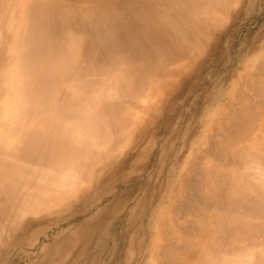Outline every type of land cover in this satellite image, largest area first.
Segmentation results:
<instances>
[{"label":"bare ground","instance_id":"bare-ground-1","mask_svg":"<svg viewBox=\"0 0 264 264\" xmlns=\"http://www.w3.org/2000/svg\"><path fill=\"white\" fill-rule=\"evenodd\" d=\"M262 16L264 0H0V247L37 236L33 264H78L118 230L128 264L148 218L157 260L264 264V20L234 37ZM224 53L214 106L180 152L157 148Z\"/></svg>","mask_w":264,"mask_h":264},{"label":"rangeland","instance_id":"rangeland-1","mask_svg":"<svg viewBox=\"0 0 264 264\" xmlns=\"http://www.w3.org/2000/svg\"><path fill=\"white\" fill-rule=\"evenodd\" d=\"M259 6L260 1L255 5V9H257ZM263 18L264 17L262 16L254 21H250L248 25L236 32L234 35L236 38L235 48L239 47L240 43L244 40L245 35L249 30L252 32L258 30V27H260L264 20ZM221 57L222 58L220 60L219 66L216 68L214 73L210 74L205 72L202 75L204 80L206 79V83L203 82L202 84H188L182 87V96L178 99L175 111L170 115L172 117V119H170V124L171 127L174 128V134L169 135L166 131L164 132L163 130H158L155 133L157 134L155 136L160 137V141L158 140L156 142V145H158L156 146L157 148H164V150L168 153L180 152L181 142L183 139H189V131L192 130L193 126L195 125L194 121L203 117L201 115L202 113L200 112V108H203L205 104L210 105V108L214 106L216 97H218L221 93L220 83L215 84L214 82L217 78H219V76L227 73L228 68L226 63L230 58L229 54L227 53H224ZM203 95H205V97H202ZM158 101L162 102L161 98ZM156 113L162 112L158 111ZM186 126L188 128L187 131H185ZM150 141L154 144L152 135H149L143 144H148ZM149 167H151V163H149ZM90 200L92 199L90 198ZM152 208L153 207H150V205H147L145 209V215L152 211ZM92 213L90 214L92 215ZM48 217H51V215ZM153 223L154 219L149 220L147 218V220L139 228L134 231L132 230L127 235L128 244L124 249V254H126L127 251L129 252L127 256V260H129L128 264H170L169 261L167 262L162 257H159V260H157L158 256H154L152 258L151 244L153 241V235L150 233V226ZM66 228L67 227L59 228L58 231L61 229L65 230ZM16 229L17 228H15V230ZM117 232L118 230L114 232L111 231L109 234V241L103 246L100 254L96 252V255H94V250L89 251L88 254H90V257L88 259L87 257L84 258L83 261V258L80 257L78 264H115L114 258L123 251L121 250L122 244L119 243L120 235L122 233L117 234ZM8 240V242H6L4 245H1L0 247V250H2L0 264H33L38 260V258L43 256L41 245H43V243L48 244L51 241L50 239L40 240L37 238V236H35L33 237V246H24V243L19 241L17 244L14 243V246V244L10 241L11 238ZM5 246H7V248H5Z\"/></svg>","mask_w":264,"mask_h":264}]
</instances>
